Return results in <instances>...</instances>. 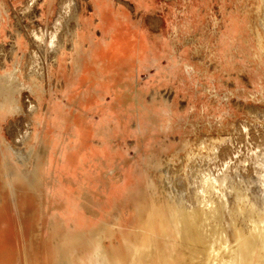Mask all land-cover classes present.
<instances>
[{
    "label": "rangeland",
    "instance_id": "rangeland-1",
    "mask_svg": "<svg viewBox=\"0 0 264 264\" xmlns=\"http://www.w3.org/2000/svg\"><path fill=\"white\" fill-rule=\"evenodd\" d=\"M60 2L0 0V73L37 71L42 88L24 78L12 96L16 102L0 94V249L12 247L5 261L176 264L184 253L175 227L161 209L163 194L149 189V179L160 183L154 158L172 156L179 169L182 147L197 152L201 142L225 139L228 153L220 159L237 164L251 162L264 145V48L256 36L264 39L258 25L264 4L71 0L61 12ZM72 4L80 15L74 50L67 43ZM59 24L57 45L66 54L55 63L32 33ZM118 33L121 49H115ZM166 101L171 108L161 123ZM7 143L25 151L31 146L30 160L40 170L35 180L30 174L14 182V201L3 182ZM149 215L157 221L154 236L139 229Z\"/></svg>",
    "mask_w": 264,
    "mask_h": 264
},
{
    "label": "bare ground",
    "instance_id": "bare-ground-1",
    "mask_svg": "<svg viewBox=\"0 0 264 264\" xmlns=\"http://www.w3.org/2000/svg\"><path fill=\"white\" fill-rule=\"evenodd\" d=\"M262 2L264 4V0ZM70 7L71 0H61V12L70 10ZM79 19L80 15L73 10L72 4V20H74V24L67 41L72 50L80 44ZM258 25L264 29V18L258 20ZM61 30L62 25L59 24L56 29H48L44 33L41 31L32 33L33 36L44 42L48 49L52 51V59L55 63H59L60 59L66 54V46L62 43L57 45L58 39H61L62 36ZM260 33L256 31L258 47L262 49L264 48V39ZM13 34L16 40H20L21 36L18 30H15ZM116 48L121 49V44L116 45ZM37 75L40 77L37 71L36 74L33 72L32 74H26L24 77L22 73L19 75L16 68L4 70L3 73H0V94H4L5 97L10 96L12 101L16 102L12 96L18 90L24 88V78L34 82L37 90L40 91L42 88ZM15 107L19 108L17 103ZM170 108V103L167 101L163 102L160 110L161 123L170 112ZM76 115H78L77 112ZM75 125L77 126V124ZM243 128L249 134L245 125ZM139 130L141 131L140 127ZM19 138L20 134L15 140L17 141ZM34 139L40 144L38 136L35 135ZM226 142L225 139L208 145L201 142L198 145L200 151L197 152L192 148L182 147L181 151L184 155H177L180 162L179 169L174 168L172 156L163 154L159 159L154 158L153 167L159 176L160 183L157 185L153 180L149 179V189L153 194L156 192L163 194L164 203L161 209L167 208L175 227L179 245L184 253L176 264H264V145L262 144L263 146L258 147V151L252 149L254 154L251 162L248 159L249 165H251L250 169H248V166L245 165V163L248 164V161L243 160L235 164L231 163L229 158L228 160L220 159L221 156L228 153ZM5 150L7 152L1 155L2 167L5 169L3 182L14 201V182L21 178L28 180L30 174L35 180L39 178L40 170L37 162L30 160L31 155H33L31 146L28 151H25L7 143L5 144ZM89 160L93 161L94 158ZM193 163L195 165H191ZM13 164H15L14 167ZM179 171H182L183 174H179ZM117 176L123 179L126 175L122 177L118 174ZM157 207V204L154 203L153 208ZM156 222V219L149 215L139 229L148 236H154L153 230ZM158 224L162 226L163 223L159 221Z\"/></svg>",
    "mask_w": 264,
    "mask_h": 264
},
{
    "label": "crops",
    "instance_id": "crops-1",
    "mask_svg": "<svg viewBox=\"0 0 264 264\" xmlns=\"http://www.w3.org/2000/svg\"><path fill=\"white\" fill-rule=\"evenodd\" d=\"M91 2L94 5H97V6L98 5L101 6V5L104 4V0H91ZM100 11L101 10H99V12ZM79 21H80V19H79ZM116 38H117V41H118L117 45H119L120 44V41H121V38H122V34L121 33H118L116 35ZM79 42H80V39H79ZM10 252H12V247L11 248L10 247H8V248L5 247L3 249H0V256H1V258H3L2 260H0V264H8V263H6L5 259L8 258V255H9Z\"/></svg>",
    "mask_w": 264,
    "mask_h": 264
}]
</instances>
